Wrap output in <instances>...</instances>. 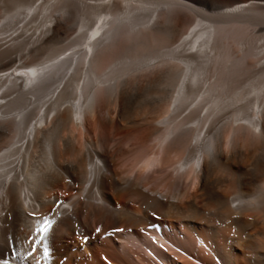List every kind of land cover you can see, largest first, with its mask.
Wrapping results in <instances>:
<instances>
[{"label": "bare ground", "instance_id": "bare-ground-1", "mask_svg": "<svg viewBox=\"0 0 264 264\" xmlns=\"http://www.w3.org/2000/svg\"><path fill=\"white\" fill-rule=\"evenodd\" d=\"M11 256L264 264V0H0Z\"/></svg>", "mask_w": 264, "mask_h": 264}, {"label": "snow or ice", "instance_id": "snow-or-ice-1", "mask_svg": "<svg viewBox=\"0 0 264 264\" xmlns=\"http://www.w3.org/2000/svg\"><path fill=\"white\" fill-rule=\"evenodd\" d=\"M50 226L51 225L47 221H45L43 224H41L39 227L36 228L35 231H36L37 234H39L41 240H43L44 235H45V233H47V231H48V229H49ZM149 227H153V225H149ZM129 230H131V229H129ZM95 231H96V233H100L101 232V229L98 227V228H96ZM113 231L114 232H119V231H123V229L116 228V229H113ZM31 239L32 238L30 237L29 238V242H31ZM87 239H88V237H84V240L85 241H87ZM32 251H36V248L34 246L32 247ZM47 253H48V249L45 248L44 249V255H45V257L47 256ZM104 259H106V258H104Z\"/></svg>", "mask_w": 264, "mask_h": 264}, {"label": "rangeland", "instance_id": "rangeland-1", "mask_svg": "<svg viewBox=\"0 0 264 264\" xmlns=\"http://www.w3.org/2000/svg\"><path fill=\"white\" fill-rule=\"evenodd\" d=\"M212 1H215V0H212ZM217 2H221V3H223V2H225L226 0H216ZM69 32H71V31H68L67 32V34L69 33ZM60 190V188L57 190L58 192H60V193H62L63 195H65V190H63V189H61V191H59ZM159 232V231H158ZM160 237H162V239H164V236H162V235H160ZM182 237V236H181ZM167 241V239H164V242H166ZM188 245H192L193 244V242H190V243H187ZM164 246H166V247H168V248H172V250H176V252L178 253V254H180V255H184L185 257L188 255V252H186V251H184V250H182L181 248H179V247H172V243H170V241H168V243H166V245H164ZM179 250H181V251H179ZM188 257V256H187Z\"/></svg>", "mask_w": 264, "mask_h": 264}]
</instances>
